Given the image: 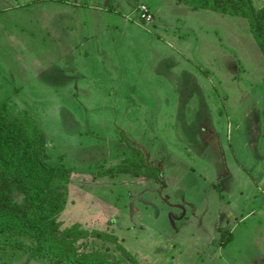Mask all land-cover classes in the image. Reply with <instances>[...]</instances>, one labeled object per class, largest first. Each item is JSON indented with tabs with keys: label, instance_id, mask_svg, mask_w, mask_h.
Segmentation results:
<instances>
[{
	"label": "rangeland",
	"instance_id": "obj_1",
	"mask_svg": "<svg viewBox=\"0 0 264 264\" xmlns=\"http://www.w3.org/2000/svg\"><path fill=\"white\" fill-rule=\"evenodd\" d=\"M5 100L75 168L59 220L85 229L66 243L80 256L264 264V56L244 19L179 0H0ZM130 145L162 182L100 175ZM26 260L0 239V264Z\"/></svg>",
	"mask_w": 264,
	"mask_h": 264
},
{
	"label": "trees",
	"instance_id": "obj_2",
	"mask_svg": "<svg viewBox=\"0 0 264 264\" xmlns=\"http://www.w3.org/2000/svg\"><path fill=\"white\" fill-rule=\"evenodd\" d=\"M179 2L193 10L244 19L264 56V6L256 7L254 0ZM130 147V158L105 168L100 175L128 174L162 182L161 168L149 166L143 153ZM49 156L41 128L31 118L17 115L10 102L0 101V239L16 240L19 250L27 254L25 264L33 260L51 264H117V258L107 252L100 258L88 259L66 246L77 231L85 230L79 226L62 228L59 220L70 203L68 190L75 168L55 164ZM89 247L84 245L85 250ZM91 252L96 254L99 250Z\"/></svg>",
	"mask_w": 264,
	"mask_h": 264
}]
</instances>
